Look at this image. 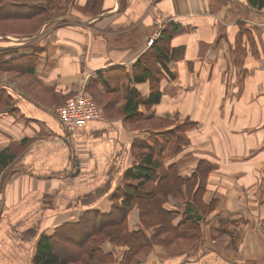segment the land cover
<instances>
[{
  "label": "crops",
  "instance_id": "0c3cea01",
  "mask_svg": "<svg viewBox=\"0 0 264 264\" xmlns=\"http://www.w3.org/2000/svg\"><path fill=\"white\" fill-rule=\"evenodd\" d=\"M87 1L73 0L79 5ZM103 6L109 11L93 19L91 23L97 24L61 26L50 39L41 36L45 39L34 42L37 50L28 46L30 42L13 46L18 53L37 54L34 82L39 88L36 96L14 83H0L14 98L13 105L0 108V148L31 141L0 179V198L6 200L0 215V264H33L43 235L77 221L87 210L108 213L126 171L135 165L133 141L149 131L172 127L131 128L122 118L104 116L89 120L64 139L66 129L53 112L58 99L88 89L90 80L96 81L89 89L92 93L107 94L99 74L110 68L122 67L128 73L112 96L115 107L125 103L128 90L135 89L146 99L149 81L137 82L132 65L166 20L180 24L172 41L177 59L169 63L173 77L161 83V102L152 109L141 105L140 110L144 120L196 122L187 131L189 144L176 160L185 175L194 172L200 159L211 161L215 169L206 193L218 188L219 196L222 192L224 196L207 218L208 228L211 233L215 229L240 237L233 239L235 254L229 245L225 250L219 246L227 240L212 238L205 244L203 236L201 242L209 248L197 255H167L163 247L155 246L140 264H249L250 260L264 264V7L256 8L249 0H103ZM240 21L251 30L254 46L242 34ZM109 24L116 29L111 34L138 31L139 47L103 50L110 40L96 34H106ZM241 39L247 52L239 65L234 51ZM189 152L185 162L188 157L183 155ZM128 219L131 230L140 228L137 208Z\"/></svg>",
  "mask_w": 264,
  "mask_h": 264
},
{
  "label": "trees",
  "instance_id": "16d2710c",
  "mask_svg": "<svg viewBox=\"0 0 264 264\" xmlns=\"http://www.w3.org/2000/svg\"><path fill=\"white\" fill-rule=\"evenodd\" d=\"M61 1L0 0V22L9 20L31 23L29 34L15 31L17 29L12 31L17 35L30 36L37 33L40 25L48 18L47 16L43 18V14L49 12L52 6L50 2H55L53 7H59ZM249 2L256 8L264 7V0H249ZM102 3L103 0H88L81 8L91 11L92 14H98L107 9ZM239 25L242 34L247 36L249 45L254 46V37L251 30L246 27V23L240 21ZM179 28L180 24L170 23L161 36L133 63V78L137 82L148 80L150 93L146 99H143L137 90L127 91V100L120 107L125 120H144L140 106L151 108L161 102V83L165 77L168 79L173 77L169 63L176 58L172 41ZM30 47L37 50L34 44ZM4 50L6 51L2 52L0 49V69L18 70L20 73H28L34 77L37 54H21L17 52L19 48L13 46ZM246 52L241 39L234 51L237 64H242ZM127 77L128 73L122 67L110 68L99 74L106 95L111 99L104 105L106 110L114 107L116 100L113 98L112 101V96L119 92V83ZM90 82L88 89L92 90L96 81L93 79ZM13 102V92L7 87L0 86V108L11 106ZM171 121L166 122L171 123ZM195 123L186 118L168 130H152L145 136H138L131 148L136 159L135 165L126 171L123 187L113 195L111 210L108 213L95 208L87 210L77 221L65 222L53 233L43 235L37 244L34 263L95 264L97 258L104 261V264L110 263L113 261V254L101 249V243L105 239L129 246L123 264L132 261L138 263L149 253L154 244L167 246L179 240H192L188 242L191 243V247L186 251L187 257L197 254L203 236L201 220L217 209L219 203L215 199L209 204L204 202L209 174L214 168L209 159H200L190 175H182L179 171L180 166L176 156L189 144L187 131ZM28 141L29 139H24L20 144L0 148V175L13 163L18 152ZM169 202H173L174 205H169ZM135 207L138 208L141 222L147 229L152 230L150 237L142 228L130 229L128 216ZM198 214L202 215V219H198ZM177 217L180 218L175 222Z\"/></svg>",
  "mask_w": 264,
  "mask_h": 264
},
{
  "label": "rangeland",
  "instance_id": "374dc122",
  "mask_svg": "<svg viewBox=\"0 0 264 264\" xmlns=\"http://www.w3.org/2000/svg\"><path fill=\"white\" fill-rule=\"evenodd\" d=\"M59 3H60L59 7H53V6H55L54 5L55 2H50V4H52V6L49 9V12H47V14H43V18L46 17V16L48 18L40 25V29L41 30L39 29L37 31V33H34V34L30 35V36L17 35L16 33H13L12 31L14 29H17L15 31H20V32H23L24 34H29L28 30L31 29V27H30L31 23H22V22L19 23V22H12V21H9V20L1 21L0 22V49L4 50V49H7V47H9V46H14V45L15 46H19V45H22V44L27 43V42H30V44L28 46H31L34 42L35 43L39 42L40 40L45 39L47 37H48V39H50L49 36L57 28H59L61 26H64V25L71 24V23L72 24H81V25L86 24L88 26H89V24H91V25L97 24L96 22H93V23H91V22L94 21L96 18H98L97 16L99 14H101L102 12L109 11V10H105L104 9V11H102V12H100L98 14H92L91 11L81 8L84 5L74 4L73 0H62ZM102 6H103V3H102ZM165 22H163L162 25H160V27L158 26L155 29V31L153 32V34L151 35V37L148 38V40L146 42L147 46H148L147 48H149L153 44V42L161 36L163 30L170 23H172V21H170V20L167 23H165ZM101 25H105V24H101ZM107 26H110V27L107 28ZM107 26L104 27V29L106 31V34L98 33V32L96 34L97 37H99V38H104V39L108 38L110 40L109 44H107V46H105L103 48V50H116L117 49V45L128 46L129 50H136L139 47L140 42H141V38L137 35V34H139L138 31L136 33H133V34L131 32H125V33L124 32H120V33H117V34H111L110 32L114 29V26H112L111 24H109ZM114 30L116 31V29H114ZM41 36H44L45 38L41 37ZM3 37H4V39H3ZM5 37H7V38H5ZM110 37L112 39H110ZM3 40L8 41L9 43L5 42ZM110 44H111V46H110ZM78 46H80V50H83L84 46H83L82 42L78 41ZM142 52L139 54V56L142 54ZM112 57L114 58V55H112ZM126 57H127V55H126ZM174 59H177V58H174ZM131 63H132V61L130 62V65H131ZM34 80H35L34 77L31 76L28 73H20L18 70H4V68L0 69V83L2 81L11 82V83H14L16 86L21 87V88H23V89H25L27 91H28V89L32 90L34 92V94H35V90L37 92V88H39V87H37V84L34 82ZM146 81H148V80H146ZM0 86L2 87V84H0ZM149 89H150V87H149ZM44 91H47V89H44ZM35 95L37 96V93ZM80 95H82V96L84 95V96L90 97L92 99V101H94V103L97 105V108L99 109V112H100V115H99V117L97 119H102V118H104V116L110 117V119H120V118H122V120H123V122H124V124L126 126H130L131 128H137V125H139L138 129H147L148 128V130L149 129H153V128L156 129V128H160V127H163V128L164 127H171V126L174 127L175 124L181 123V121L179 122V120H174V119H169V118L167 119V118H161V117L160 118H153V119H150V120H140V121H128V120H125L124 116L122 115V112L120 111L121 110L120 107H119V109H118V107H115V106L112 109H108V110L105 109L104 105L108 102V100H111L109 95H106V94H104V95L102 94L101 96H98L97 94L94 95L89 89H87L85 87L80 89L79 91H77L76 93H74L73 95H71L69 97H64L62 99H58L57 100V102L55 103V106L53 107V112L56 113L57 119L60 120V118H59V116L57 114V109L61 105H63L68 99H70L72 97L74 98V97H77V96H80ZM115 104H117V102ZM154 106H152L149 109H152ZM167 120H172V121L170 123V122H166ZM184 120H186V119H184ZM184 120H182V122ZM70 137L71 136H69V134L66 132V134L64 136V139H69ZM30 142L31 141H28L27 144L25 145V147L18 152V154H17L15 160L13 161V163L5 168V170L0 175V179L4 178L6 176L7 171L15 164V162L17 161L19 156L25 151V149L27 148V146L29 145ZM131 154L133 156V153H131ZM181 154H183V153H181ZM189 154H190V152L183 155V157H188V159H185V162H187L189 160V157H190ZM133 158H134V160L136 162V159H135L134 156H133ZM214 169H215V167L211 170V172ZM181 170H182V167H179L180 173L182 175H185V174H183L181 172ZM76 175H78V172L76 173ZM186 175H188V174H186ZM206 192H207V190H206ZM206 192L204 194V202H206L207 204L211 203V201L215 199L216 202L218 200V203H219L218 206H219L220 203L223 201L224 193L222 192L223 195L219 196L218 188H214L213 191H211L209 194H207ZM0 204H1L0 215H3L5 210H6V200L5 199L2 200L0 198ZM169 205L172 206V205H174V203L173 202H169ZM135 208H137V207H135ZM137 210H138V208H137ZM214 211H211L204 219H202V215L201 214H198V216H200V217H198V219H202L201 220L202 226L206 230V233L203 231V236L205 238V242L204 243L208 244L207 242H210L212 238L219 239L220 241L227 240L226 243H224L223 245H219V246H221L222 249L225 250L227 246H224V245L227 244V245H229L227 247V249H230L232 254H235L236 253L235 252L236 248L232 247L233 239L237 240L238 237H240L239 235L236 236V237H233L232 233L226 234L227 232H220V231L215 230V229L212 230V233H211V230H209V228H208V225H211V222H210V220L207 221V218H210V215L213 214ZM138 219H139L140 228L144 229L147 232V235L150 237L151 234H152V230L151 229H147L144 226V224L141 222L139 216H138ZM136 225H138V223H136ZM203 236L201 237V239L203 238ZM179 241H182V240H179ZM179 241H177L176 243H173V244H169L167 246H164V245H161V244H154L152 249L155 246H159V247H163L166 250L167 255L185 254L186 251L190 250L191 243H188V242H191L192 240H189V241L185 240V241H182V242H179ZM204 243L200 244L199 251H204V249L209 248V245H207L206 247L203 246ZM211 244L215 245L216 243L213 242ZM128 247L129 246L126 245V244L117 243L116 241L111 240V239H105L101 243V249L105 251V249L109 248L110 252L113 254V261L110 262V263L108 262L106 264H123V259L125 257V253H126V250L128 249ZM152 249L149 251V253L147 255L142 257L141 260L138 263H135L134 261H132V262H128L126 264H140L141 262H143L149 256V254L151 253ZM36 250L37 249L35 248L34 254H33V259H32L33 264H35L34 263V257H35V254H36ZM199 251H198V253H199ZM197 254H195V255H197ZM96 260H98V261L95 264H104V261H102V260H100L98 258ZM254 262L255 261H251L250 260L247 263L251 264V263H254Z\"/></svg>",
  "mask_w": 264,
  "mask_h": 264
},
{
  "label": "built area",
  "instance_id": "2783aa9c",
  "mask_svg": "<svg viewBox=\"0 0 264 264\" xmlns=\"http://www.w3.org/2000/svg\"><path fill=\"white\" fill-rule=\"evenodd\" d=\"M57 114L66 132L72 136L79 126L98 118L100 112L90 97L80 95L68 99L57 109Z\"/></svg>",
  "mask_w": 264,
  "mask_h": 264
},
{
  "label": "water",
  "instance_id": "95a60500",
  "mask_svg": "<svg viewBox=\"0 0 264 264\" xmlns=\"http://www.w3.org/2000/svg\"><path fill=\"white\" fill-rule=\"evenodd\" d=\"M198 217H200V216H198Z\"/></svg>",
  "mask_w": 264,
  "mask_h": 264
}]
</instances>
